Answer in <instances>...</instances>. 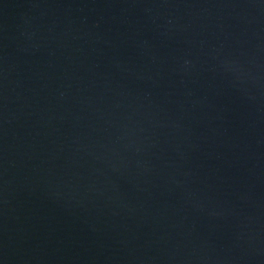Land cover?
Segmentation results:
<instances>
[{"label": "water", "instance_id": "1", "mask_svg": "<svg viewBox=\"0 0 264 264\" xmlns=\"http://www.w3.org/2000/svg\"><path fill=\"white\" fill-rule=\"evenodd\" d=\"M264 0H0V264H247Z\"/></svg>", "mask_w": 264, "mask_h": 264}]
</instances>
